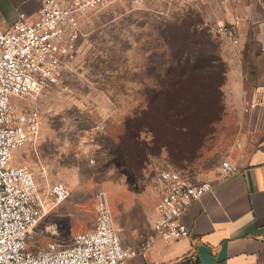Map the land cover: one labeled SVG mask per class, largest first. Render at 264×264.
<instances>
[{
  "label": "rangeland",
  "instance_id": "rangeland-1",
  "mask_svg": "<svg viewBox=\"0 0 264 264\" xmlns=\"http://www.w3.org/2000/svg\"><path fill=\"white\" fill-rule=\"evenodd\" d=\"M217 15L211 0H109L83 15L78 52L61 81L21 100L40 112L41 126L37 142L20 148L13 162L28 159L42 196L60 180L71 188L70 197L39 223L28 243L39 246L55 237L69 244L74 235L90 231L102 190L120 235L130 237V230L154 220L162 170L177 169L194 182L220 177L247 105L235 104L226 88L230 65L225 56L238 48L214 33ZM205 31L220 60L211 62L207 81L190 85L196 94L193 127L177 122L182 126L168 132L166 108L173 101L160 102L157 90L168 70L198 65L195 57L186 64L187 57L180 56ZM242 67L249 84L258 81V66L249 57H243ZM221 81L217 92L200 96V86Z\"/></svg>",
  "mask_w": 264,
  "mask_h": 264
},
{
  "label": "built area",
  "instance_id": "built-area-1",
  "mask_svg": "<svg viewBox=\"0 0 264 264\" xmlns=\"http://www.w3.org/2000/svg\"><path fill=\"white\" fill-rule=\"evenodd\" d=\"M108 2L43 0L34 15L20 13L11 26L0 28V264H124L139 254L123 245L104 190L97 195L96 222L90 231L74 235L69 244L54 238L31 249L29 235L70 197L71 188L60 180L42 196L32 169L13 163L16 149L37 142L41 126L40 112L21 100L61 81L78 52L83 15ZM213 31L233 47L239 45L234 25L217 23ZM254 106L251 103L245 111ZM236 171L229 159L222 162V178ZM160 179L163 190L147 247L158 239L189 236L185 212L213 189L212 182H194L173 168L162 170Z\"/></svg>",
  "mask_w": 264,
  "mask_h": 264
},
{
  "label": "crops",
  "instance_id": "crops-1",
  "mask_svg": "<svg viewBox=\"0 0 264 264\" xmlns=\"http://www.w3.org/2000/svg\"><path fill=\"white\" fill-rule=\"evenodd\" d=\"M211 1L218 9L219 23L234 25L240 41L238 51L225 56L230 65L226 88L235 104L255 103L244 114L242 131L228 156L237 171L210 181L212 191L188 207L183 218L189 236L158 239L147 247L148 237L154 234L152 223L130 230V237L122 235L124 246L139 251L124 264H264V0ZM42 3L0 0V28L11 26L20 13L34 15ZM243 57L258 66V81L249 84L250 78L243 75ZM14 164L31 165L26 158ZM156 215L155 207L154 219ZM29 246L38 247L33 242Z\"/></svg>",
  "mask_w": 264,
  "mask_h": 264
},
{
  "label": "trees",
  "instance_id": "trees-1",
  "mask_svg": "<svg viewBox=\"0 0 264 264\" xmlns=\"http://www.w3.org/2000/svg\"><path fill=\"white\" fill-rule=\"evenodd\" d=\"M194 36H196V33ZM212 47V40L206 31L202 32L201 36L196 40L189 42L188 47L182 52L180 57H187L184 62L186 64H190L191 59L195 57L198 65H195V67L189 68L188 70L184 69L183 71L177 70L176 68L168 70L166 78H164L167 85H165V83L164 86L157 90V95L160 96V102L163 100L167 102L173 101L170 103L171 105H168L166 108L167 120L165 125L169 129L168 132L174 133L173 131H177V128L182 125L187 129L193 127L191 124V115L193 114L195 105L192 103V99L196 94L191 90L190 85L193 81L197 84L198 82L204 83L212 76L213 66L211 65V62L213 60H220L217 58L218 56L214 53L213 49H211ZM224 72L225 71H221L220 69V74H224ZM221 84H223L222 81L219 84L206 83L205 85L200 86V96L206 98V96L217 92L218 87ZM182 98L185 103L179 106L178 100ZM168 115L170 116L169 118ZM177 122L182 123V125L179 126Z\"/></svg>",
  "mask_w": 264,
  "mask_h": 264
}]
</instances>
